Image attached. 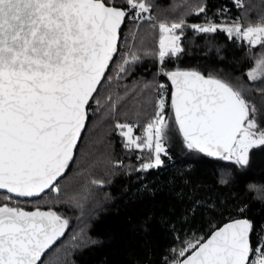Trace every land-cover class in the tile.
<instances>
[{
    "label": "snow or ice",
    "instance_id": "snow-or-ice-1",
    "mask_svg": "<svg viewBox=\"0 0 264 264\" xmlns=\"http://www.w3.org/2000/svg\"><path fill=\"white\" fill-rule=\"evenodd\" d=\"M233 2L242 7L241 0ZM151 7L147 0H0V264H43L44 254L64 236L68 219L53 210H24L19 198L43 199L47 189L60 192L56 182L73 161L90 102L101 105V81L126 76L130 66L142 62L141 51L156 57L158 75L170 81L173 91L167 104L172 116L165 112L161 93L141 135L134 134L138 125L115 123L124 148L146 154L140 171L163 164L167 142L177 129L188 150L239 168L249 165L253 149L264 147L259 110L245 88L226 77L162 67L166 58L185 52L186 29L222 32L237 44L246 43L250 51L264 46V21L216 23L203 4L194 10L205 13L203 23L189 24L183 17L157 21L149 15ZM126 17L136 27L147 21L158 30L157 51L118 49ZM110 64L115 72L106 76ZM245 75L249 81L264 80V52ZM106 99L115 114L120 97ZM253 235L252 222L237 219L204 242L172 249L174 259L165 264H264V237L253 244Z\"/></svg>",
    "mask_w": 264,
    "mask_h": 264
},
{
    "label": "trees",
    "instance_id": "trees-1",
    "mask_svg": "<svg viewBox=\"0 0 264 264\" xmlns=\"http://www.w3.org/2000/svg\"><path fill=\"white\" fill-rule=\"evenodd\" d=\"M147 2L152 6L149 15L157 21L183 17L189 24L203 23L205 13L194 12L200 4L216 23L239 19L246 26L264 21V0H241L240 8L233 0ZM158 37V30L149 28L147 21L136 27L127 17L119 50L155 52ZM182 44L185 52L177 59L166 58L163 69L196 70L242 86L264 126V80L249 81L245 75L264 46L249 51L246 43L237 44L222 32L195 34L190 29L185 30ZM138 54L142 62L130 66L126 76L102 82L101 105L90 102L76 157L57 183L60 192L50 191L43 199H20L24 210H53L68 219L64 236L45 255L43 264H165L174 259L172 249L179 250L186 242H203L215 229L238 217L252 222L253 244L257 237H264V147L253 149L249 165L239 168L188 150L177 129L167 142L163 164L139 170L147 162L146 154L125 149L115 123L138 125L135 134L141 135L161 94L160 84L164 85L165 112L172 116L167 104L173 89L165 76L158 75L156 57L143 56L142 51ZM114 72L112 64L106 76ZM108 95L113 100L120 97L115 114L108 107ZM93 180L102 183L92 184ZM3 202L0 194V204ZM11 203L14 206L15 200Z\"/></svg>",
    "mask_w": 264,
    "mask_h": 264
},
{
    "label": "water",
    "instance_id": "water-1",
    "mask_svg": "<svg viewBox=\"0 0 264 264\" xmlns=\"http://www.w3.org/2000/svg\"><path fill=\"white\" fill-rule=\"evenodd\" d=\"M126 21H127V17L125 18V23H126ZM124 25H125V24H124ZM124 25H122L121 31H122ZM119 47H120V43L118 44V49H119ZM114 59H115V56H114L113 60H114ZM111 65H112V64L109 65V69H110ZM107 73H108V71L105 73V75H107ZM102 82H103V81H101V83H102ZM169 83H170V81H169ZM170 84H171V83H170ZM98 89H99V88H98ZM94 95H95V94H94ZM88 120H89V116H88ZM88 120L86 121V124H85V130H86V128H87ZM85 130L81 133V139H82V137H83V134H84ZM81 139H80V141H81ZM80 141H78V143H77V147L79 146ZM77 147H76V150H77ZM76 150H75V152H74L73 161H74V159H75V157H76ZM216 159H217V158H216ZM73 161L69 164V167H68V169L65 171L64 176H65L66 173L68 172V170H69V168L71 167ZM64 176H63V177H64ZM63 177H60L56 183H58L59 180L62 179ZM50 191H51V189H47V190H46V193H48V192H50ZM43 196H44V195H43ZM39 198H40V197H34V198H19V199H22V200H34V199H39ZM42 211H44V210H42ZM237 219H247V218H245V217H238V218H235V219H233V220H230V221L224 223L221 227L215 229V230L209 235L208 238H210V236H211L216 230L222 228L225 224H227V223H229V222H232V221H234V220H237ZM248 220H249V219H248ZM249 221H250V220H249ZM208 238H206L204 241H206ZM204 241H203V242H204ZM50 250H51V248L47 250V252L44 254V257H45V255H46ZM44 257H42V261H43Z\"/></svg>",
    "mask_w": 264,
    "mask_h": 264
},
{
    "label": "rangeland",
    "instance_id": "rangeland-1",
    "mask_svg": "<svg viewBox=\"0 0 264 264\" xmlns=\"http://www.w3.org/2000/svg\"><path fill=\"white\" fill-rule=\"evenodd\" d=\"M161 93H164V88L159 89ZM135 134V133H134ZM230 162V161H229Z\"/></svg>",
    "mask_w": 264,
    "mask_h": 264
}]
</instances>
